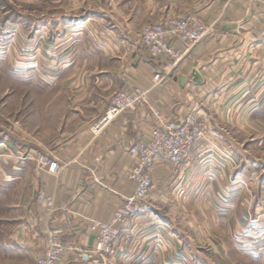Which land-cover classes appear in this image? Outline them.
<instances>
[{
	"label": "crops",
	"instance_id": "0c3cea01",
	"mask_svg": "<svg viewBox=\"0 0 264 264\" xmlns=\"http://www.w3.org/2000/svg\"><path fill=\"white\" fill-rule=\"evenodd\" d=\"M28 2V12L11 18L0 7V20L19 31L13 57L26 78H40L24 124L58 128L0 122L15 126L0 142L13 154L0 162V264H36L50 234L68 244L60 264H264V183L251 172V149L239 147L248 127L262 123L264 0ZM189 12L207 34L196 44L175 41L183 57L169 66L145 49L142 29ZM157 72L164 81L155 85ZM135 87L150 90L149 104L169 119L199 113L208 139L178 167L154 161L148 208L122 226L115 253L104 254L96 225L133 195L129 149L150 137L155 121L140 105L106 135L94 138L89 127L115 93ZM41 189L55 196L51 212Z\"/></svg>",
	"mask_w": 264,
	"mask_h": 264
},
{
	"label": "built area",
	"instance_id": "2783aa9c",
	"mask_svg": "<svg viewBox=\"0 0 264 264\" xmlns=\"http://www.w3.org/2000/svg\"><path fill=\"white\" fill-rule=\"evenodd\" d=\"M207 26L194 13L168 19L160 23H149L141 32V41L145 49L153 55H164L169 59L168 65H177L183 57V50L175 45V41L183 44H196L207 34ZM13 24H0V45L9 44L17 34ZM162 73L154 75V82L162 84ZM150 90L135 87L131 91L119 90L105 110L90 124L92 137L106 135L110 126L125 112L135 110L140 105H149L155 125L146 141L133 144L129 152L133 157V166L129 178L135 188L131 197L117 207L108 222L96 225L98 230L96 248L104 254H114V244L120 236L122 226L135 219L148 208L147 200L153 187V176L149 168L157 158H164L174 167H178L189 158L192 151L200 148L208 139L207 122L197 112L192 111L183 117L169 119L164 112L150 104ZM227 161H233L228 152L223 154ZM39 168L44 170L45 163L38 161ZM38 198L45 203L49 212L54 209L55 196L46 190L39 191ZM68 244L58 234H50L47 248L36 264H60ZM73 249H77L74 247Z\"/></svg>",
	"mask_w": 264,
	"mask_h": 264
},
{
	"label": "rangeland",
	"instance_id": "374dc122",
	"mask_svg": "<svg viewBox=\"0 0 264 264\" xmlns=\"http://www.w3.org/2000/svg\"><path fill=\"white\" fill-rule=\"evenodd\" d=\"M16 4L18 6H16ZM0 7L4 9L3 11H6V17L11 16L12 13L15 14V9H18L20 11L26 10L28 12L32 8L28 0H18V3H15L14 0H0ZM24 21L29 22L30 20L24 18ZM5 23L6 22L0 20V24ZM18 35L19 31H17L15 37H17ZM10 44L11 42H9V44L7 43L0 45V122L4 119V117L10 118L13 122L20 119V121H18L19 123L17 124V127L22 131L25 129V127H32L33 131H35L36 129L39 130L40 127H45L46 131L48 129H57L58 125H42L41 123H31L30 121L29 124H24V120L26 118L25 113L27 114L28 111L32 110L26 109V105L29 103V100L40 99V78L39 76L38 79L37 77L26 78L28 75L25 74V71L27 70L24 68L23 64H19L17 62L19 61V58L15 59L13 57V54L11 53L12 49L9 47ZM18 53L20 54L18 55V57H21L22 55L20 50L18 51ZM257 116H261L262 123H257L256 125L251 127L247 126L250 130L249 136L246 138H244V135L241 136L239 147L242 150H245L246 148L245 151L251 149V164L253 165L251 167V172L256 174L257 181L262 182L263 184L264 111L260 112V114H258ZM2 126L3 127H1L0 123V142L3 141V139L8 136L9 131L13 130V128L15 127L13 124H3ZM48 142H51V140ZM245 154L246 155L242 156V160L244 159L243 163H246V165H248V154L247 152ZM12 155L13 154L9 151V148L7 146H5L4 148L2 146L0 147V162L1 160H3V158L9 159L8 157ZM252 158H255V161ZM246 174H248V172H246ZM259 190H263V188L259 189L258 183V191Z\"/></svg>",
	"mask_w": 264,
	"mask_h": 264
},
{
	"label": "trees",
	"instance_id": "16d2710c",
	"mask_svg": "<svg viewBox=\"0 0 264 264\" xmlns=\"http://www.w3.org/2000/svg\"><path fill=\"white\" fill-rule=\"evenodd\" d=\"M12 14H13V13H12ZM12 14H11V15H12ZM5 17H6V16H5ZM9 17H11V16H9ZM9 17L7 16L6 18H9Z\"/></svg>",
	"mask_w": 264,
	"mask_h": 264
}]
</instances>
